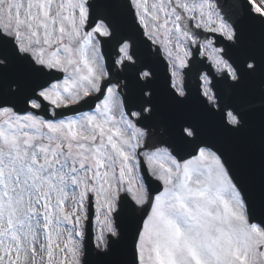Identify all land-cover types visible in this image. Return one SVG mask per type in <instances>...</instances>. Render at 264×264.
<instances>
[{
	"label": "snow or ice",
	"instance_id": "1",
	"mask_svg": "<svg viewBox=\"0 0 264 264\" xmlns=\"http://www.w3.org/2000/svg\"><path fill=\"white\" fill-rule=\"evenodd\" d=\"M0 264H264V0H0Z\"/></svg>",
	"mask_w": 264,
	"mask_h": 264
},
{
	"label": "water",
	"instance_id": "2",
	"mask_svg": "<svg viewBox=\"0 0 264 264\" xmlns=\"http://www.w3.org/2000/svg\"><path fill=\"white\" fill-rule=\"evenodd\" d=\"M157 71H158V73L161 71V69L158 67L157 68ZM191 78L189 77L188 78V80H190ZM195 80V79H194ZM194 90H195V88H194ZM194 90H192V91H194ZM191 92V91H190ZM261 219V214L260 213H257V215H256V220L254 221V222H257V223H259V220Z\"/></svg>",
	"mask_w": 264,
	"mask_h": 264
}]
</instances>
